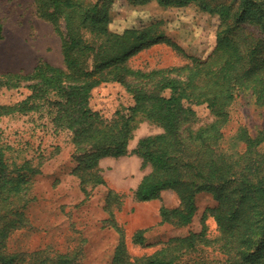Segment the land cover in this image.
<instances>
[{
    "label": "trees",
    "instance_id": "obj_1",
    "mask_svg": "<svg viewBox=\"0 0 264 264\" xmlns=\"http://www.w3.org/2000/svg\"><path fill=\"white\" fill-rule=\"evenodd\" d=\"M99 1L34 0L37 15L51 22L61 37L64 68L39 62L28 74L1 73L0 88L23 87L29 94L20 102L0 104V116L46 108L53 131L71 136L77 163L73 172L84 193L106 183L100 159L140 158L142 168L150 167V172L133 191V199L148 202L172 190L180 200L178 207H160V224L189 225L200 192L208 191L219 201L209 209L218 231L213 238L204 229L169 239L150 255L121 252L112 264H264V130L252 134L240 126L228 138L223 132L239 95L250 94L255 105L264 108V0H227L211 8L227 26L218 32L215 49L205 59L190 58L182 67L148 72L131 68L128 60L165 42L159 24L110 32ZM186 1L195 0L180 4ZM200 7L206 10L204 1ZM86 31L93 37L86 38ZM104 83L124 85L132 94L127 113L116 111L105 119L90 108L92 90ZM203 104L213 122L195 131L185 128L196 119L192 107ZM138 116L164 131L140 138L130 150ZM11 151L0 143V264H82L70 252L49 248L7 251L10 234L29 222L25 210L34 198V178L41 173L31 159L8 156ZM108 196L120 198L112 191ZM132 241L144 246L143 231Z\"/></svg>",
    "mask_w": 264,
    "mask_h": 264
},
{
    "label": "rangeland",
    "instance_id": "obj_2",
    "mask_svg": "<svg viewBox=\"0 0 264 264\" xmlns=\"http://www.w3.org/2000/svg\"><path fill=\"white\" fill-rule=\"evenodd\" d=\"M205 2L202 9L201 2ZM181 0H100L101 12L108 18L110 32L122 33L142 29L158 23L165 42L136 53L128 60L133 69L148 72L152 69L182 67L190 58L205 59L217 46L218 32L226 23L220 15L209 10L227 4V0H195L180 4ZM34 0H0V74H28L39 62L64 68L61 37L51 22L37 15ZM230 23V22H229ZM60 29L63 24H60ZM86 38L93 35L86 31ZM170 44L179 47L176 51ZM135 84L140 85L138 81ZM29 94L23 87L0 88V104L20 102ZM167 94V93H166ZM133 105L132 94L124 85L104 83L91 92L89 106L105 119L116 111L127 113ZM196 119L189 126L198 130L214 117L203 105L192 107ZM230 121L223 129L228 138L238 127L245 126L252 134L264 130V108L255 105L250 94L239 95L229 108ZM128 148L145 136L164 130L158 125L137 118ZM53 123L46 108L27 114L13 113L0 116V143L13 151L8 156L31 159L41 173L34 178L31 196L34 197L25 213L28 223L13 231L7 239L9 252H32L49 248L58 253L70 252L82 264H112L115 257L128 253L131 257L150 255L164 247L172 238L200 233L218 234L216 222L209 209L219 201L208 192L195 197L196 213L192 222L184 227L160 224L159 209L178 207L179 197L172 190H163L160 199L137 202L133 191L150 172L142 168L141 159L129 155L112 159L100 168L105 185L88 187L84 193L74 169V147L67 131H53ZM112 191L119 200L108 196ZM143 231L145 245L132 241L133 235Z\"/></svg>",
    "mask_w": 264,
    "mask_h": 264
},
{
    "label": "crops",
    "instance_id": "obj_3",
    "mask_svg": "<svg viewBox=\"0 0 264 264\" xmlns=\"http://www.w3.org/2000/svg\"><path fill=\"white\" fill-rule=\"evenodd\" d=\"M111 158L117 159V158H114V157H105V158L100 159V161L98 163L99 168L105 167V165L111 163L112 162V159Z\"/></svg>",
    "mask_w": 264,
    "mask_h": 264
}]
</instances>
